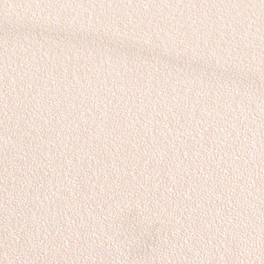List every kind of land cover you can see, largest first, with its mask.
<instances>
[{"label": "snow or ice", "instance_id": "6c2138e0", "mask_svg": "<svg viewBox=\"0 0 264 264\" xmlns=\"http://www.w3.org/2000/svg\"><path fill=\"white\" fill-rule=\"evenodd\" d=\"M0 264H264V0H0Z\"/></svg>", "mask_w": 264, "mask_h": 264}]
</instances>
